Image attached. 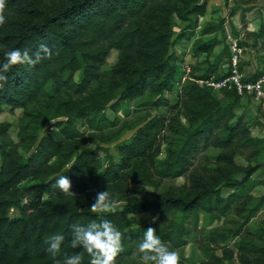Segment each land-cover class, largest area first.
<instances>
[{
  "label": "trees",
  "instance_id": "16d2710c",
  "mask_svg": "<svg viewBox=\"0 0 264 264\" xmlns=\"http://www.w3.org/2000/svg\"><path fill=\"white\" fill-rule=\"evenodd\" d=\"M206 11V0H6L0 64L7 51L27 50L33 55L42 44L51 49V57L35 66H13L4 73L7 80L0 82V115L6 109L22 111L18 141L10 134L12 123L0 121V264H55V259L82 251L71 247L72 226L99 222L101 217L89 206L96 192L107 187L114 202L122 203L103 216L123 233L124 251L115 264H140L133 253L148 227L156 229L169 249L184 247L191 230L171 219L172 213H192L197 226L203 209L214 221L248 189L256 167L237 179L235 156L244 154L245 148H263L264 138L254 136L244 116L237 115L240 103L244 104L236 90L214 93L197 82L220 78L227 71L187 79L170 107V116L148 112L120 125L117 115L127 101L135 99L142 100L139 106L169 104L164 93L174 90L182 78L179 55L172 51L173 25L188 22L186 29H195ZM222 27L209 22L201 32L209 35ZM256 39L264 46V25ZM217 45V39L202 37L193 49L209 56ZM112 50L118 51V60L106 74L104 66ZM224 52H229L230 61L231 49ZM78 72L80 80H76ZM263 74L261 69L247 80L255 81ZM218 94L226 97V103L216 99ZM260 117L257 121L264 125ZM43 123L49 125L40 134L36 128ZM127 131L132 137L121 140ZM115 141H119L114 145L117 156L82 149ZM164 144L166 156L161 159ZM201 144L220 150L218 167L208 175L190 170ZM58 175L72 181L75 196L51 188ZM179 178L185 182L158 190L165 181ZM140 185L151 186L155 194L137 198ZM263 205L264 195L244 221L225 231H211V240L217 244L223 240L220 246H229ZM145 213L158 219L141 231L131 228L136 219L130 216ZM53 234L64 237L56 258L45 243ZM245 237L235 244L241 259L262 251ZM89 262L85 253L82 264Z\"/></svg>",
  "mask_w": 264,
  "mask_h": 264
},
{
  "label": "rangeland",
  "instance_id": "374dc122",
  "mask_svg": "<svg viewBox=\"0 0 264 264\" xmlns=\"http://www.w3.org/2000/svg\"><path fill=\"white\" fill-rule=\"evenodd\" d=\"M204 1V0H199ZM207 11L206 14L199 19V25L195 29H186L188 22H181L173 25L175 42L172 47V51L179 55L178 65L180 66L181 80L177 83L174 90L165 92L164 95L169 101L168 105L153 106L146 104L139 106L138 103L141 99H135L127 101L122 109L118 112V116L121 119L122 125L125 121H133L139 117L151 112L153 115L158 113H165L167 116L171 114V105H174L177 101L178 91L184 85V82L191 76H200L205 74L219 75L227 71L229 67V52H224L225 48L230 47L234 42H237L242 49L241 64L246 75H254L261 69L264 70V46L257 41L256 33L259 32L260 27L264 25V0H206ZM222 24V29L211 33L209 35H203L201 32L202 27L207 23ZM217 39L218 45L214 48L212 53L208 56L206 53H195L193 46L197 39ZM118 51L112 50L107 58V64L104 66V72L108 74L113 65L117 63ZM76 80H80V73L76 74ZM148 95V94H147ZM146 95V97H147ZM216 99L222 103H226V97L217 95ZM240 107L237 110V115H243L244 123L254 136L264 138V125L258 123L257 118L264 113L260 110L257 103L250 101L245 105L240 103ZM22 111L20 109L14 112L6 109L3 114L0 115V121H8L12 123L10 134L15 141H18V121ZM109 119H113V113L110 110L106 111ZM184 121V117H181ZM264 122V119H262ZM49 123H43L36 130L42 134ZM80 129L87 130V127L80 126ZM34 130V128L32 129ZM132 137V132L127 131L121 140L128 141ZM114 143H100L96 142L90 144L82 149L99 150V154L104 156L106 151L113 153L117 156ZM166 147L164 144L163 152L160 156L161 159L166 156ZM244 154L236 155L235 161L237 163L238 175L237 179H241L245 172L249 169L256 167L252 178L248 181V189L245 190L243 195L233 202L232 206L225 210L223 213H219L220 217L214 221L211 219L209 213L205 210L199 211L198 225L195 226V217L192 213H184L176 211L170 215L171 219H174L176 223H183L186 227L190 228V233L186 235L187 244L181 248H172L170 250L176 251L179 256L180 264H247L251 262H260L264 264V205L263 210L254 218H252L245 226L241 237L246 236L258 246L262 247L260 253H254L253 255L247 254L246 259H241V253L236 247V242L240 241V238L235 239L227 247H221L220 244L224 243L221 240L218 244L213 242L210 238V232L217 229L219 231H225L227 228L238 226L239 223L244 221V215L247 211L255 206L261 196L264 195V147L256 150L245 148ZM220 152L219 148L210 146L204 147L203 144L196 150L191 171L197 174L208 175L212 172L217 164V155ZM21 153L24 156L28 154L21 149ZM117 159V157H116ZM185 182V178H179L177 180L165 181V183L158 190L167 189L169 186H178ZM224 183V182H223ZM252 183H254L252 185ZM252 185V186H251ZM145 190V192L143 191ZM156 192L151 186L140 185L139 190L136 191V197L141 198L145 195L152 196ZM122 203H116L117 207H120ZM242 207L243 209H239ZM12 214V212H11ZM131 218L136 219V224L131 228L136 231H141V228L147 224H151V217H155L151 213L135 214L131 215ZM245 237V238H246ZM250 255V256H249Z\"/></svg>",
  "mask_w": 264,
  "mask_h": 264
},
{
  "label": "clouds",
  "instance_id": "9594fccd",
  "mask_svg": "<svg viewBox=\"0 0 264 264\" xmlns=\"http://www.w3.org/2000/svg\"><path fill=\"white\" fill-rule=\"evenodd\" d=\"M5 8L6 0H0V27L7 22L4 14ZM4 55L5 61L0 64V82L7 80L4 73L13 66L19 64L35 66L44 59L50 58L51 49L46 44H42L33 55H29L27 50L21 51L20 49L7 51ZM52 130L55 131V128ZM72 187V181L65 175L54 177V183L51 184L52 189H59L65 196H75ZM89 207L93 214L101 217L99 222L93 220L86 226L79 224L72 226L71 247L82 249V251L70 256L64 255L63 259H55V264H82L85 253L90 257L89 264H115L118 255L124 251L123 233L110 220L103 218L104 214L114 213L117 209L108 187L106 190L96 192ZM157 219L158 217L150 218L152 223H155ZM63 241L64 237L59 234L46 238L47 251L53 258L60 256ZM133 255L139 257L140 264H179L178 253L166 246L153 227L144 230Z\"/></svg>",
  "mask_w": 264,
  "mask_h": 264
},
{
  "label": "built area",
  "instance_id": "2783aa9c",
  "mask_svg": "<svg viewBox=\"0 0 264 264\" xmlns=\"http://www.w3.org/2000/svg\"><path fill=\"white\" fill-rule=\"evenodd\" d=\"M230 49L231 57L225 75L220 78L200 79L197 82L211 87L214 93L234 89L244 105L253 101L258 104L260 110L264 113V74L255 81L247 80V75L241 65V47L237 42H234Z\"/></svg>",
  "mask_w": 264,
  "mask_h": 264
}]
</instances>
